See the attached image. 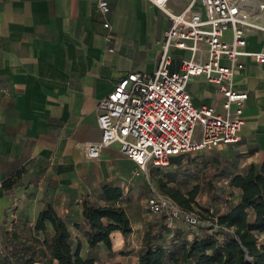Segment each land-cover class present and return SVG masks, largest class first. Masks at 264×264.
Listing matches in <instances>:
<instances>
[{
	"label": "crops",
	"instance_id": "0c3cea01",
	"mask_svg": "<svg viewBox=\"0 0 264 264\" xmlns=\"http://www.w3.org/2000/svg\"><path fill=\"white\" fill-rule=\"evenodd\" d=\"M188 1L171 0L170 5L180 12ZM96 3L0 0V238L4 239L6 215L9 228L27 224L33 228L49 203L66 221L74 247L80 242L82 257L94 258L98 264L105 254L108 259L119 256L137 264L146 231L157 232L165 223L171 230H185L191 239L204 235V230L187 224L182 228L183 222L170 225L161 220L163 215L148 212L149 173H137L119 143L101 148L97 158L86 153L87 144L102 138L100 101L126 74H150L156 69L170 23L149 0H111L107 16L97 10ZM105 19L111 28L104 27ZM245 49H264V31L249 32ZM243 59L245 68L234 77L235 89L248 94L240 141L215 148L218 159L226 164L229 181L252 163L264 162V63L249 56ZM179 66L177 55L171 69ZM188 88L197 106L209 104L222 110L223 95L204 77L192 80ZM171 165H175L172 159ZM17 172V184L5 190L3 181ZM106 184L122 189L117 205L126 209L133 228L128 237L120 231L112 233L114 255L104 244L90 248L85 235L82 201L89 198L107 204L102 189ZM230 187L238 195L230 202L236 204L241 190ZM219 206L210 211L219 215L228 210L226 205ZM250 215L253 219L254 213Z\"/></svg>",
	"mask_w": 264,
	"mask_h": 264
},
{
	"label": "built area",
	"instance_id": "2783aa9c",
	"mask_svg": "<svg viewBox=\"0 0 264 264\" xmlns=\"http://www.w3.org/2000/svg\"><path fill=\"white\" fill-rule=\"evenodd\" d=\"M149 1L170 21L157 67L150 74L130 72L120 79L99 103L101 140L86 145L88 157L97 158L101 148L119 143L137 173L167 167L174 156L238 143L248 94L235 89L234 77L245 68L244 57L264 63V49H245L249 32L264 31V0H189L180 12L171 0ZM96 7L107 16L111 0H97ZM103 25L111 28L107 19ZM177 55L180 66L172 70ZM199 77L223 95L222 110L194 103L188 86ZM147 209L170 225L202 223L195 212L160 192L148 199Z\"/></svg>",
	"mask_w": 264,
	"mask_h": 264
},
{
	"label": "trees",
	"instance_id": "16d2710c",
	"mask_svg": "<svg viewBox=\"0 0 264 264\" xmlns=\"http://www.w3.org/2000/svg\"><path fill=\"white\" fill-rule=\"evenodd\" d=\"M186 156L172 158V163L178 167ZM19 173L11 174L3 181L5 190L17 184ZM152 174L162 193L183 209L195 212L194 204L200 193L198 185L184 192L177 180L181 175L179 170L156 167ZM229 184L241 190L238 203L231 204L225 199L228 210L219 215L210 209L201 214L195 212L209 225L202 229L204 235L195 234L188 239L185 230H171L162 223L159 231H146L138 249L137 264H264V162L252 163L245 173L232 175ZM102 189L107 204L101 205L89 198L82 201L87 225L85 235L90 248L104 244L114 255L112 233L120 231L128 237L133 228L126 209L117 205L123 196L122 189L108 184ZM251 212L254 213L253 219ZM164 218H161L163 222ZM30 230L33 236L27 237L23 230L9 228L8 216H5L4 251L0 264H94V258L80 255V242L74 247L66 221L51 204H45ZM36 233H42L43 237Z\"/></svg>",
	"mask_w": 264,
	"mask_h": 264
},
{
	"label": "rangeland",
	"instance_id": "374dc122",
	"mask_svg": "<svg viewBox=\"0 0 264 264\" xmlns=\"http://www.w3.org/2000/svg\"><path fill=\"white\" fill-rule=\"evenodd\" d=\"M218 157H220V154L218 153L217 149L201 150L193 152L189 154V156L187 155V157L184 158L181 165H179L178 167H176L175 165L164 167V169L166 170H179L181 172L178 181L181 189L184 192H187L189 189L193 188L196 185L200 187V193L196 198L197 203L194 204V211L197 214H201V212L209 210L210 208L215 211V206L217 205H220L219 207L223 209V207L225 206V199H229L230 201L234 202L238 197L237 193H235L230 187L229 179H227V177L225 176L226 164H224V161L221 162ZM155 168L156 167H150L148 170L150 180V184L148 185V196L150 197L156 191H161L152 174L153 172H155ZM221 204L223 206H221ZM155 219L156 218L154 217L152 218V220ZM1 225L0 228H2ZM182 225V228L186 226V224ZM205 226H209L208 223L202 222L197 227H194L192 229L202 230L203 228H207ZM17 227L18 229L23 230L24 235H26L27 237L33 236L28 224L23 228L20 226ZM205 231L211 232V230L209 229H206ZM3 251L4 240L0 238V259L2 257ZM118 251L119 249L117 250V252ZM101 259L102 261H100L98 264H120L119 261H125V259L119 256L113 259H108L105 254H103V257ZM129 260V263L127 261L125 262H127V264H131L132 259Z\"/></svg>",
	"mask_w": 264,
	"mask_h": 264
}]
</instances>
